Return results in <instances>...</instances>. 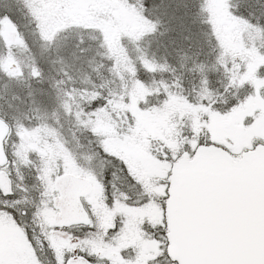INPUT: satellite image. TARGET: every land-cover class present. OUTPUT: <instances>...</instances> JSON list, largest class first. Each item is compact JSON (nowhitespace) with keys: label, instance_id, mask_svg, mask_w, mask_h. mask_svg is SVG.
Returning a JSON list of instances; mask_svg holds the SVG:
<instances>
[{"label":"snow or ice","instance_id":"1","mask_svg":"<svg viewBox=\"0 0 264 264\" xmlns=\"http://www.w3.org/2000/svg\"><path fill=\"white\" fill-rule=\"evenodd\" d=\"M204 6V0H190L183 5L184 16L187 17L192 9L203 11ZM260 6L264 8V4ZM178 10L171 14L167 7L158 11L161 16L177 20L181 19L175 15ZM5 18L14 22V11L0 3V21ZM256 20V26L264 30L260 17ZM205 22L210 26L206 55L224 77L222 101L211 100L210 81L203 75L205 65H194L189 71L200 73V87L208 98L199 102L190 96L183 98L190 111L178 124L177 140L182 141V146H164L161 153L153 154L159 171L147 182L134 173L127 159L108 150L106 137L89 129L95 138L89 163L98 158L105 165L118 167L133 194H126V198L115 195L114 185L106 182V177L100 179L104 176L102 170L97 182L105 190L103 205L86 197L79 198L83 219L73 222L60 217L51 226V232L58 234L63 247L57 245V235L49 239L46 232H41L36 220L45 206L60 212L63 202L59 199V190H53L51 197L47 190L51 183L70 177V163L58 164L55 173L49 176L42 160V166L34 170L39 197L22 199L20 185L13 180L12 174L15 171L19 178V164L26 151L23 141L28 130L14 126L6 114L0 115V122L9 129L8 136L0 142L3 154L0 160V178H3L0 217L7 218L22 233L40 264H264V64L255 68L254 77L249 79L253 69L238 56L229 59L231 54L211 27L212 21ZM162 23L161 19L154 23L146 21L145 31L158 32ZM183 27L181 23L180 31L173 28L176 37L181 35ZM141 35L143 33L133 35L132 39L139 41ZM99 47L110 50L112 41L101 39ZM261 57L264 58V52ZM133 64L137 72L141 68L155 71L157 67L147 53L134 57ZM159 67L162 69L165 65ZM5 68V63L0 61V70ZM5 74L9 78L17 75ZM133 79L136 85L142 86L138 77ZM242 89H246L243 95ZM175 100L171 92L164 93L165 107ZM253 102L261 107L245 113ZM111 103L110 93L102 92L88 105L85 115L95 119L101 111H110ZM125 103L131 101L126 99ZM138 107L147 110V101ZM126 117L124 130L131 136L137 130L138 120L133 112L126 113ZM221 120L235 121V130L219 134L216 122ZM13 136L16 138L12 139ZM35 151L44 158L43 151ZM70 152L69 149L65 154L69 161ZM30 162L31 156L24 160L25 165ZM91 171L96 175L95 170ZM90 178L87 173L81 175L82 181ZM106 214L112 215L107 225ZM133 227L139 234V241L152 246L147 257L140 244L123 242L122 238ZM9 244L8 234L0 231V264H23V261L8 259ZM107 248L115 254L106 252Z\"/></svg>","mask_w":264,"mask_h":264},{"label":"rangeland","instance_id":"2","mask_svg":"<svg viewBox=\"0 0 264 264\" xmlns=\"http://www.w3.org/2000/svg\"><path fill=\"white\" fill-rule=\"evenodd\" d=\"M118 1L120 7L112 9L108 0H0V3L14 11L15 16L14 22L8 18L0 21V33L5 23L13 22L23 37V42L15 48L5 47L0 39V61L6 65L5 70H0V114H6L10 123L28 130L31 135L29 143L23 141L26 151L19 164V178L15 171L12 174L13 180L20 185L22 199L39 197L40 188L34 180V170L42 166L43 160V167L49 176L55 173L60 163H70L72 174L87 173L96 184L88 199L103 205L102 185L97 182V176L102 170L105 172L106 165L98 158L89 163V157L95 149V138L89 129L106 137L108 150L127 159L134 173L138 170L135 165H141L139 176L151 177L159 171L153 159L157 142L174 148L182 146V141L177 140L178 124L182 117L187 116L190 108L177 87H162L159 86L161 83L157 86L151 83L149 87L143 82L139 86L135 84L134 77L128 79L134 67L128 60L130 52L126 46L137 42L132 39L133 35L143 33L141 40L148 33L145 31L148 19L144 15L141 0ZM204 4L213 29L231 54L229 59L240 53L246 54L247 59L244 60L253 69L248 78H253L254 69L264 64V58L261 57L264 40L260 39L262 32L258 31L257 20H254L257 14L255 10L261 8L264 0H249L247 5L244 0H204ZM234 24L240 31L231 30ZM260 24L264 22L260 21ZM238 37L243 39L238 40ZM101 39L111 40L112 48L99 47ZM257 48L259 51H256ZM91 51L101 53L111 70L118 73L117 78L122 80V87L117 82L115 94L111 96V110L101 111L95 119L86 116L85 112L101 93L80 92L68 83L67 78L73 69L81 74L86 71L82 64L88 66L92 62L89 57ZM12 63L19 68L15 78L5 74L10 73L8 68ZM32 79V95L38 93L40 102L35 103L37 111L28 113L24 111L25 96L18 87L20 83L29 84ZM126 80L129 82L126 83ZM165 92H171L176 97L166 107L163 104ZM201 94L207 99L204 92ZM126 99L131 103H125ZM145 101L147 110H140L138 106ZM259 107V103L253 102L245 113ZM129 112L135 113L138 120L137 130L131 136L124 130L126 113ZM216 127L218 133L224 135L234 131L236 124L233 120H221L216 122ZM36 149L43 151L44 158L38 155ZM69 149L70 161L65 158ZM29 156L31 162L25 165L24 160H28ZM91 170H95L96 175ZM53 190L54 183H51L47 190L50 197ZM55 213L45 206L36 223L49 239L57 235V245L63 247L58 234L50 230ZM0 227L6 229L10 239L8 259L36 264L31 246L22 233L5 217H0ZM132 238L129 230L122 239L124 243H136ZM36 242L39 244L38 239ZM137 242L147 257L152 246L138 239ZM105 251L113 254L111 248Z\"/></svg>","mask_w":264,"mask_h":264},{"label":"trees","instance_id":"3","mask_svg":"<svg viewBox=\"0 0 264 264\" xmlns=\"http://www.w3.org/2000/svg\"><path fill=\"white\" fill-rule=\"evenodd\" d=\"M186 2L190 3V0H141L144 15L148 22L154 23L157 19H161L163 23L158 32L147 33L139 42L126 46L127 51L130 52L128 60L134 67L128 75V79L138 77L140 81L149 87H151V83L155 86L161 83L159 86L177 87L184 97L190 96V98L199 102L202 98L205 99L201 94L203 92L200 87L201 75L198 71L192 72L189 70L194 65L203 63L205 65L203 75L210 81L208 91L211 93V100L212 102L222 101L223 88L221 81L224 78L223 74L213 67L206 55L208 51L207 34L210 26L205 21L209 20L208 15L204 9L201 11L196 8L192 9L191 13L185 17L186 10L183 5ZM248 2L249 0H244L245 5ZM165 7L168 8L170 14L178 8L179 10L175 12V15L181 19L172 20L169 16H161L158 10ZM255 11L257 14L254 20L256 21V18L260 17V21L264 22V16H261V12H264V10L260 8ZM181 23L184 26L183 31L179 37H176L173 28L180 31L179 25ZM262 46H264V43ZM144 53H147L157 65L155 71H145L144 69V71H141L142 68L138 72L135 70L133 58ZM89 57H91L92 62L88 66H86L87 64L81 65L86 68V71L81 74L77 69L71 70L70 74L67 75L68 83L80 92L96 91L98 94L105 92L113 96L116 83L119 82L122 87V80L117 78L118 73L111 70L110 65L101 53L91 51ZM160 65H165V67L161 69ZM33 82L34 79L29 84L20 83L18 87L25 96L26 108L24 111L28 113L37 111L35 110V103L40 102L38 93L32 95L34 91ZM128 82L129 80H126V83ZM213 90H219V92ZM245 91L246 89H242L241 94L243 95Z\"/></svg>","mask_w":264,"mask_h":264},{"label":"water","instance_id":"4","mask_svg":"<svg viewBox=\"0 0 264 264\" xmlns=\"http://www.w3.org/2000/svg\"><path fill=\"white\" fill-rule=\"evenodd\" d=\"M109 6L112 9H118L120 7V2L118 0H109ZM236 24L232 28H235ZM111 31L113 30L110 26ZM135 29H133L134 31ZM1 40L5 47H16L22 43V35L18 27L13 22H7L3 26L1 32ZM19 68L15 63L9 65L10 73H18ZM9 129L8 126L0 122V142L8 136ZM25 142L31 141V136L28 133L25 138ZM3 154L0 152V160H2ZM3 182V178H0V183ZM55 190H59V199L63 202V206L60 212L55 214L53 223H57L60 217L65 220L79 221L83 219L82 209L80 208L79 198L87 197L92 191V185L90 180L82 181L81 176L70 174V177L59 183H54ZM55 199H57L55 197ZM54 199V200H55Z\"/></svg>","mask_w":264,"mask_h":264},{"label":"flooded vegetation","instance_id":"5","mask_svg":"<svg viewBox=\"0 0 264 264\" xmlns=\"http://www.w3.org/2000/svg\"><path fill=\"white\" fill-rule=\"evenodd\" d=\"M231 30L232 31H238V30L240 31V29H238V28H233ZM258 31L264 33V30H258ZM240 38L241 37H238V40H240ZM241 39H243V38H241ZM260 39L264 40V37H261ZM238 57H240L242 60L247 59L246 58L247 57L246 54H241L240 53V54H238ZM164 146H168V144L164 145V143L162 144L160 142H157V147L154 150L155 154L156 153H161L162 152V148ZM139 166L135 165V167L138 168V170L135 172L137 175H138L139 171H141V169H140L141 168V165H139ZM104 176L106 177V182L107 181H110L112 183V185H114V187H115L114 194L115 195H117L119 197H122V198H126V194H128V195H132L133 194V190L130 188V186L128 184V181H127V178L125 177V175L123 173H121L119 171V168L118 167H112L111 165H106L105 172H104ZM138 177L139 178H143L145 180V182H147L148 179H149V176H142V175L139 176L138 175ZM90 180L92 182V189H93L92 190V193H93L94 192V189L96 187V184H95V181L92 178H90ZM102 190H103V198H104L105 197V190H104V187L103 186H102ZM92 193H91V195H92ZM111 219H112V215L111 214H106L105 215V224L106 225L107 224H110ZM73 229H75V228H73ZM0 231L6 232V229L3 228V227H0ZM130 232H131V237H133L136 240V243L135 244H138V242H137V239L139 241V234H138V232L135 230L134 227L132 229H130ZM114 254L115 253H113V255ZM36 264H40V262L36 260Z\"/></svg>","mask_w":264,"mask_h":264}]
</instances>
